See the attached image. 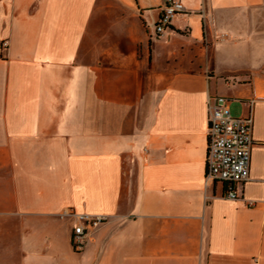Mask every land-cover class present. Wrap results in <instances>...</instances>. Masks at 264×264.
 <instances>
[{
  "label": "crops",
  "instance_id": "obj_1",
  "mask_svg": "<svg viewBox=\"0 0 264 264\" xmlns=\"http://www.w3.org/2000/svg\"><path fill=\"white\" fill-rule=\"evenodd\" d=\"M177 1L157 36L164 0H0V264H264V0ZM209 97L252 109L234 201Z\"/></svg>",
  "mask_w": 264,
  "mask_h": 264
},
{
  "label": "built area",
  "instance_id": "obj_2",
  "mask_svg": "<svg viewBox=\"0 0 264 264\" xmlns=\"http://www.w3.org/2000/svg\"><path fill=\"white\" fill-rule=\"evenodd\" d=\"M183 12V5L179 1L164 0L154 26L156 35L161 36L170 26L172 19ZM252 124L251 107L246 117L237 119L230 115L225 99L212 97L207 99L204 183L221 185L222 199L237 200L236 186L249 180ZM59 218H72L74 221L71 246L75 252L83 250L89 234L105 221L100 216L76 214L71 210H64Z\"/></svg>",
  "mask_w": 264,
  "mask_h": 264
}]
</instances>
